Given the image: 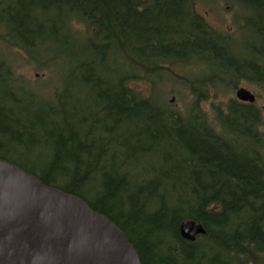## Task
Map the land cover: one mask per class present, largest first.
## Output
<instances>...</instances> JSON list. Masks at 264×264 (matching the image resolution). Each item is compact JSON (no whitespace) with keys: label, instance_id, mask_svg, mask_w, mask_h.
I'll return each mask as SVG.
<instances>
[{"label":"trees","instance_id":"trees-1","mask_svg":"<svg viewBox=\"0 0 264 264\" xmlns=\"http://www.w3.org/2000/svg\"><path fill=\"white\" fill-rule=\"evenodd\" d=\"M198 1L35 0L53 16L19 29L0 22L11 47L39 30L66 54L65 76L45 96L21 87L0 50V159L107 217L142 264H264V112L234 99L213 116L201 106L210 89L228 91V72L264 92V0H223L244 14L237 33L259 42L242 73L231 69L241 63L236 38L214 29ZM191 57L223 73L196 85L181 112L162 88ZM186 220L206 235L183 240Z\"/></svg>","mask_w":264,"mask_h":264},{"label":"water","instance_id":"water-1","mask_svg":"<svg viewBox=\"0 0 264 264\" xmlns=\"http://www.w3.org/2000/svg\"><path fill=\"white\" fill-rule=\"evenodd\" d=\"M236 99L257 102L246 89H238ZM169 101L175 102V96ZM178 231L189 243L206 235L190 220ZM138 256L107 217L0 159V264H142Z\"/></svg>","mask_w":264,"mask_h":264},{"label":"rangeland","instance_id":"rangeland-1","mask_svg":"<svg viewBox=\"0 0 264 264\" xmlns=\"http://www.w3.org/2000/svg\"><path fill=\"white\" fill-rule=\"evenodd\" d=\"M35 0H0V22L3 26H12L14 29H19L24 27L27 24L28 19L32 17H37L39 21H45L46 18L51 17L49 13L44 12L41 9L35 8ZM197 11L204 16L207 22L220 33L225 36H229L235 42L234 47L239 52L240 55L237 56V60L241 63H234L231 65V69L238 72L245 71L244 68L245 60L244 56L248 55L250 49L255 43L251 37L248 35L244 36L241 33H237V29L242 22V14L240 9L236 6H231L230 4L225 3L223 0H205L198 1ZM58 17H54L53 21L57 22ZM70 16L65 17L64 19H69ZM46 23V22H44ZM58 26L64 25L66 23L57 22ZM57 29V26H56ZM5 32L6 30H0ZM37 31V30H36ZM46 35H52L55 30L48 27L46 30ZM37 31L36 35L32 38L24 40L16 39L14 40L15 46L18 48L11 47L5 37H0V50L6 54L7 61L16 69L17 77L22 78L26 83H22L21 87H26V90H33L35 92H40L48 96L53 91V87L58 85L65 75L66 66H64V60L62 55L65 54V47L60 48L55 44L45 41L42 37L43 33ZM250 36V35H249ZM34 42V43H33ZM12 48V49H11ZM60 50L61 52L57 51ZM29 55L32 56L30 59ZM33 60V61H32ZM213 64H205L198 60V58L189 59L188 67L176 66L172 71V81H168L163 84L162 90H164L167 95V100H170V97L175 96V102L171 103L174 108L178 109L181 112H184L187 106L195 98L194 89L196 85L202 86L201 83H208L207 81L218 84L217 77L220 75L219 72H222L218 67V64L215 63L214 68ZM49 67L50 71L46 68ZM222 69V68H221ZM230 70V71H233ZM242 73V72H241ZM52 74V75H51ZM230 74L227 76V90L222 91L220 89H210L209 93L210 98L206 102L202 103V108L210 116L215 115L214 107L218 105H224L228 100L236 99V91L238 89H246L257 98L255 105L263 110L264 103V92L262 88H257L253 86L246 80H240L236 85L237 81L233 75ZM246 74V72H245ZM189 81H188V80ZM236 85V87H235ZM139 90L147 91L145 85H140ZM264 116V115H263ZM264 133V126L262 128Z\"/></svg>","mask_w":264,"mask_h":264}]
</instances>
